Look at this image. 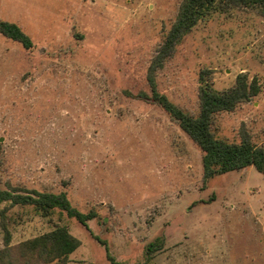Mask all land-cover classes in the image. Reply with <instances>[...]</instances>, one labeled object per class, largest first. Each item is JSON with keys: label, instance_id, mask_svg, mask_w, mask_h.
<instances>
[{"label": "rangeland", "instance_id": "rangeland-1", "mask_svg": "<svg viewBox=\"0 0 264 264\" xmlns=\"http://www.w3.org/2000/svg\"><path fill=\"white\" fill-rule=\"evenodd\" d=\"M182 1L0 0V18L34 42L26 49L0 34V186L66 192L97 213L84 225L60 209L3 203L0 250L66 226L81 241L67 264H113L108 252L117 264H264V174L249 166L205 181L198 144L138 97L151 93L149 66ZM241 72L259 92L217 113L214 131L264 146L257 9L199 21L156 82L197 115L202 76L222 91Z\"/></svg>", "mask_w": 264, "mask_h": 264}, {"label": "trees", "instance_id": "trees-1", "mask_svg": "<svg viewBox=\"0 0 264 264\" xmlns=\"http://www.w3.org/2000/svg\"><path fill=\"white\" fill-rule=\"evenodd\" d=\"M239 8H254L264 16V0H183L175 21L149 66L147 81L151 93L148 94L145 91L138 93V97L150 99L161 106L172 120L198 144L203 152L205 181L249 166H254L264 174V146L253 142L246 135L242 136L240 142L228 141L218 137L214 131L217 113L233 111L239 104L249 101L258 94L259 86L255 79L250 81L247 73L241 72L233 86L218 91L202 76L199 87V113L194 115L182 109L158 90L156 75L174 55L179 42L199 21L214 12H230ZM0 34L21 43L26 49L34 45L32 37L13 21L0 18ZM3 203H9L10 206H33L45 216L60 209L84 225L90 219L97 217V213L93 210L82 212L74 207L66 192L19 189L8 184L7 187L0 186V205ZM6 242L8 244L9 237ZM80 245L81 241L70 232L68 227L57 226L47 233L23 241L16 247L1 249L0 264H67L70 254ZM159 246L161 243L157 245V241L150 243L147 247L149 255L159 249ZM107 256L113 264H117L109 252Z\"/></svg>", "mask_w": 264, "mask_h": 264}]
</instances>
